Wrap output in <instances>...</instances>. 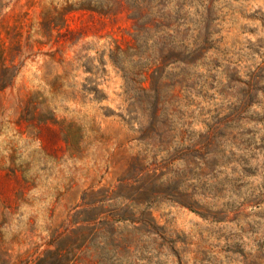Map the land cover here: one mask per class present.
Wrapping results in <instances>:
<instances>
[{"label":"rangeland","instance_id":"1","mask_svg":"<svg viewBox=\"0 0 264 264\" xmlns=\"http://www.w3.org/2000/svg\"><path fill=\"white\" fill-rule=\"evenodd\" d=\"M221 5L212 88L171 120L186 145L215 130L223 155L192 185L215 216L161 201L153 213L178 241L141 248V264H264V0ZM131 31L107 0H0V264L33 257L68 214L118 191L142 147L109 58Z\"/></svg>","mask_w":264,"mask_h":264},{"label":"trees","instance_id":"2","mask_svg":"<svg viewBox=\"0 0 264 264\" xmlns=\"http://www.w3.org/2000/svg\"><path fill=\"white\" fill-rule=\"evenodd\" d=\"M107 1L124 5L132 22L130 38L124 45L113 40L109 58L123 78L125 117L135 125L133 139L142 147L130 156L118 191L106 190L68 214L33 257L2 258L3 264H141V248L172 249L178 241L153 213L161 201L215 216L200 206L192 187L223 155L215 130L186 145L183 130L175 139L179 129L171 120L180 99L193 105L190 95L204 97V88H212L209 78L218 65L209 52L219 41L224 0ZM241 111L224 118H237Z\"/></svg>","mask_w":264,"mask_h":264}]
</instances>
